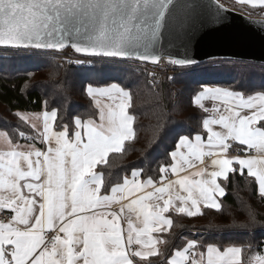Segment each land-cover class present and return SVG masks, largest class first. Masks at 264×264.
Instances as JSON below:
<instances>
[{"label":"snow or ice","instance_id":"obj_1","mask_svg":"<svg viewBox=\"0 0 264 264\" xmlns=\"http://www.w3.org/2000/svg\"><path fill=\"white\" fill-rule=\"evenodd\" d=\"M173 2L0 0V45L61 57L70 48L87 60L186 66L193 61L156 51ZM238 3L264 7V0ZM61 84L51 79L53 95ZM29 87L25 84L22 91ZM86 93L99 123L74 115L58 125L53 107L16 113L35 132L19 131L26 143L18 142L15 133L0 131V264H264V251L252 241L187 239L170 253L172 238L159 235L173 225L170 212L195 217L202 204L219 211L228 185L245 174L254 178L264 203V91L202 86L193 104L206 114V135L181 136L167 159L157 162L158 181L144 168H133L122 179L109 174L107 180L97 170L135 137V118L127 111L132 93L116 83L88 85ZM96 97L110 103L101 104ZM205 100L212 101L211 107ZM41 103L43 108L47 101ZM197 161L204 167L181 175ZM244 209L248 218L240 227H250L258 212L254 205L244 204Z\"/></svg>","mask_w":264,"mask_h":264},{"label":"trees","instance_id":"obj_2","mask_svg":"<svg viewBox=\"0 0 264 264\" xmlns=\"http://www.w3.org/2000/svg\"><path fill=\"white\" fill-rule=\"evenodd\" d=\"M50 58L56 63H50ZM59 59L51 52L0 47V130L15 133L18 142L25 141L18 136L19 131L31 135L35 132L16 113L53 107L58 109V125L70 122L74 115L98 118L86 87L116 82L132 93L129 113L135 118V137L125 142V151L110 153L108 162L98 166L106 180L109 174L113 179H122L133 168H144L158 181L157 162L167 159L179 138L205 133L202 120L206 114L193 104V97L202 86L243 88L249 93L264 91V64L251 61L213 59L197 66L180 67L172 76L153 82L146 72L128 61L101 59L90 65L67 66L61 65ZM53 78L62 82V90L56 95L49 87ZM25 84L30 85L26 92L22 91ZM44 100L47 104L42 108ZM145 153L149 155L145 157ZM227 192L219 211L204 207L195 217L169 213L173 225L164 237L172 238L170 253L187 239L237 244L252 241L258 250L264 251V203L256 194L254 178L246 174L237 177L236 182L228 185ZM244 204L254 205L258 212L250 227H240L248 218Z\"/></svg>","mask_w":264,"mask_h":264},{"label":"water","instance_id":"obj_3","mask_svg":"<svg viewBox=\"0 0 264 264\" xmlns=\"http://www.w3.org/2000/svg\"><path fill=\"white\" fill-rule=\"evenodd\" d=\"M161 27L156 51L193 61L181 67L222 58L264 64V17L247 15L220 0H174Z\"/></svg>","mask_w":264,"mask_h":264},{"label":"built area","instance_id":"obj_4","mask_svg":"<svg viewBox=\"0 0 264 264\" xmlns=\"http://www.w3.org/2000/svg\"><path fill=\"white\" fill-rule=\"evenodd\" d=\"M52 54H54V53H52ZM56 56H58L60 58L59 61H60L61 65H67V66H70V65H90L94 61H97V60L112 59V58H94L93 60H87L86 58L80 56L79 54H75L74 51L71 49H67V54L62 56V57L59 55H56ZM117 60H120V59H117ZM121 61H127V60H121ZM129 63L132 66L138 67L141 70H143L144 72H146L149 75L150 79H151V76L154 74L156 78L154 81L151 79L153 82L160 81L166 75L172 76L175 73L176 69L181 67V66L174 67L171 64H168L166 67H156L151 63L144 64V63H141L138 61H133V62H129Z\"/></svg>","mask_w":264,"mask_h":264},{"label":"crops","instance_id":"obj_5","mask_svg":"<svg viewBox=\"0 0 264 264\" xmlns=\"http://www.w3.org/2000/svg\"><path fill=\"white\" fill-rule=\"evenodd\" d=\"M113 83H116V82H113ZM111 84H112V83H111ZM116 84H118V83H116ZM108 85H110V84H108ZM119 85H120V84H119ZM92 86L103 88V87H105L106 85H104V86H95V85H92ZM208 87H215V86H208ZM92 99H93V98H92ZM96 99H98V100L100 101L101 104H108V103H110V101H108L107 98H105V97H96ZM204 104H205V106H207V107H211L212 101H210V100H205V101H204ZM95 106H96V105H95ZM127 111L129 112V108L127 109ZM21 112H22L23 114H25V115H31V113H32V112H28V111H21ZM93 119H95L97 123L100 122L98 118H93ZM38 123H39L40 126L42 127V121H40V122H38ZM0 131H2V130H0ZM199 134L206 135V133H199ZM20 143H26V141H22V142H20ZM3 144H4L3 140H0V150H3ZM36 146H37V147H43V145H41V144H39V143H37ZM109 155H110V154H109ZM206 160H207V158H206ZM194 163H195V167L188 168L187 171L182 172L181 175H187L189 172H195V171H197L199 168L204 167V165H201L198 161H197V162H194ZM98 166H99V165H98ZM98 166H97V170H98ZM129 175H130V174H129ZM169 178H170V179H176L177 177H175V176H171V175H170ZM204 207H206V206H204V205L202 204V205H201V210H202ZM168 215H169V214H168ZM124 226L126 227V225H124ZM164 234H165V233H162V234H159V235L164 236Z\"/></svg>","mask_w":264,"mask_h":264},{"label":"rangeland","instance_id":"obj_6","mask_svg":"<svg viewBox=\"0 0 264 264\" xmlns=\"http://www.w3.org/2000/svg\"><path fill=\"white\" fill-rule=\"evenodd\" d=\"M225 5L233 8V9H236V10H239L241 11L242 13H245L247 15H251V16H257V17H264V9H261V10H254L252 8H250L249 6H243L241 7L239 5L238 2H236L235 0H221Z\"/></svg>","mask_w":264,"mask_h":264}]
</instances>
